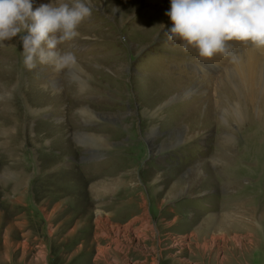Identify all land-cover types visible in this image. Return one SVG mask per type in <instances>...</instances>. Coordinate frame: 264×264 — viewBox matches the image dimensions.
<instances>
[{
	"label": "rangeland",
	"instance_id": "rangeland-1",
	"mask_svg": "<svg viewBox=\"0 0 264 264\" xmlns=\"http://www.w3.org/2000/svg\"><path fill=\"white\" fill-rule=\"evenodd\" d=\"M89 2L62 70L0 43V264H264V92L169 41V0Z\"/></svg>",
	"mask_w": 264,
	"mask_h": 264
},
{
	"label": "clouds",
	"instance_id": "clouds-1",
	"mask_svg": "<svg viewBox=\"0 0 264 264\" xmlns=\"http://www.w3.org/2000/svg\"><path fill=\"white\" fill-rule=\"evenodd\" d=\"M171 21L166 35L202 61L226 55L240 42L264 52V0H169ZM92 14L89 0H48L35 9L33 0H0V43L19 34L26 70L52 65L62 70L76 62L71 51H58L72 42L78 26Z\"/></svg>",
	"mask_w": 264,
	"mask_h": 264
},
{
	"label": "bare ground",
	"instance_id": "bare-ground-1",
	"mask_svg": "<svg viewBox=\"0 0 264 264\" xmlns=\"http://www.w3.org/2000/svg\"><path fill=\"white\" fill-rule=\"evenodd\" d=\"M227 43L232 45L230 51H233L236 55L227 53L221 56L217 54L213 57V61L224 66L227 63L226 61L230 60L231 66L225 69V72L231 78V84L234 88L239 86L240 94L243 91L248 92L249 95H252L255 90L264 92V52L244 47L240 42L236 41H229ZM235 112L239 115L240 111H237L236 108ZM176 222L181 223L182 221L179 218H175Z\"/></svg>",
	"mask_w": 264,
	"mask_h": 264
}]
</instances>
